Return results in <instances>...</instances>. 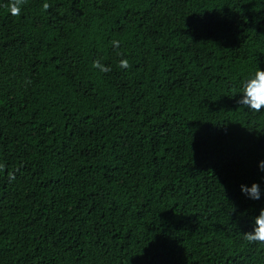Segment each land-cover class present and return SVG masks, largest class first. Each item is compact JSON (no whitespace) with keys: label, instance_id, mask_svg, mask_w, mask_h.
<instances>
[{"label":"trees","instance_id":"16d2710c","mask_svg":"<svg viewBox=\"0 0 264 264\" xmlns=\"http://www.w3.org/2000/svg\"><path fill=\"white\" fill-rule=\"evenodd\" d=\"M7 2L0 264H264V0Z\"/></svg>","mask_w":264,"mask_h":264},{"label":"clouds","instance_id":"9594fccd","mask_svg":"<svg viewBox=\"0 0 264 264\" xmlns=\"http://www.w3.org/2000/svg\"><path fill=\"white\" fill-rule=\"evenodd\" d=\"M26 4L27 0H8L5 7L12 16H19ZM42 7L47 11L50 5L44 2ZM121 65L124 68L129 67L127 60H122ZM238 96L240 97L238 103L248 111L257 113L264 111V70L258 69L242 80L239 84ZM258 166L260 171L264 172V160L260 161ZM241 190L250 199L261 198L260 185L257 183L252 184L251 187L241 185ZM241 236L249 245L264 247V209L254 219L252 230Z\"/></svg>","mask_w":264,"mask_h":264}]
</instances>
